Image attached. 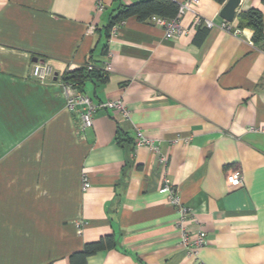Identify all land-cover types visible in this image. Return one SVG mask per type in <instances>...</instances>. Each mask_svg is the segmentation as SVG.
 <instances>
[{
    "label": "crops",
    "instance_id": "crops-1",
    "mask_svg": "<svg viewBox=\"0 0 264 264\" xmlns=\"http://www.w3.org/2000/svg\"><path fill=\"white\" fill-rule=\"evenodd\" d=\"M140 1L97 12V0H0V264H71L108 235L115 247L85 264H264V49L236 25L248 9L264 19V2L240 0L237 34L215 0L194 7L213 22L204 36L190 12L173 39L150 18L108 29ZM35 63L54 77L32 78ZM85 66L97 73L79 92L122 100L128 120L99 110L80 130L62 77ZM138 133L159 153L136 146ZM233 170L238 188L225 180ZM164 178L193 212L190 231L205 232L197 258L179 244Z\"/></svg>",
    "mask_w": 264,
    "mask_h": 264
},
{
    "label": "built area",
    "instance_id": "built-area-1",
    "mask_svg": "<svg viewBox=\"0 0 264 264\" xmlns=\"http://www.w3.org/2000/svg\"><path fill=\"white\" fill-rule=\"evenodd\" d=\"M199 2L200 0H184L179 4L175 18L166 20L157 16H152L149 21L151 24L163 31L165 39H173L181 33L180 20L187 12L194 15V25L196 27L211 29L213 27V22L200 17L194 9ZM104 7L103 0H97L95 10L97 12H101L104 10ZM117 25L119 24L111 27L112 31L116 30ZM231 25V23L223 22L221 26L227 30H232L235 34L240 33L239 29H232ZM91 29L92 28H89V31ZM90 69L91 68H88V70ZM106 69H109V65H107ZM31 76L38 81L51 79L54 77L53 68L47 63H35L31 68ZM64 95L67 109L74 112L79 118L81 131H85L86 129L92 127L94 115L99 110L112 111L124 120H128L129 118V111L122 100L94 103L88 96L79 92L72 84L69 83L64 84ZM256 130H259V127L251 126L247 128V131ZM138 135L140 138L137 141L136 146H144L151 153H159V148L153 143V141L145 139L144 137L142 138L140 133H138ZM161 162L163 164L165 163V159L163 157L161 158ZM225 180L229 187L238 188L242 184V173L240 170H233L226 174ZM89 187V180L87 176H84L82 188L86 191ZM159 191L168 197L169 203L176 209L178 216L174 222V228L179 235V244L188 256L197 258L200 249L205 245V232L202 229H198L195 233L190 231L188 224L193 219V212L180 202L177 189H175L166 178L163 179ZM77 228L80 232L82 226L77 225Z\"/></svg>",
    "mask_w": 264,
    "mask_h": 264
},
{
    "label": "trees",
    "instance_id": "trees-1",
    "mask_svg": "<svg viewBox=\"0 0 264 264\" xmlns=\"http://www.w3.org/2000/svg\"><path fill=\"white\" fill-rule=\"evenodd\" d=\"M222 4L227 0H215ZM264 2V0H263ZM179 4L172 0H145L136 2L129 6L122 7L115 15L110 18L108 29L113 25L120 24L129 17L135 16L139 21L146 22L151 16H157L162 19H173L177 15ZM236 25L239 29L248 30L252 33L251 41L256 46L264 49V19L261 12L256 9H248L240 12L236 17ZM206 30L199 31V35L204 36ZM97 72L94 69L81 67L72 72L65 73L62 77L64 83L72 84L78 91L86 79L94 76ZM115 247L113 235L101 237L98 241L87 243L83 249L70 258L71 264L81 261L85 264L87 257H90L101 251H108Z\"/></svg>",
    "mask_w": 264,
    "mask_h": 264
},
{
    "label": "water",
    "instance_id": "water-1",
    "mask_svg": "<svg viewBox=\"0 0 264 264\" xmlns=\"http://www.w3.org/2000/svg\"><path fill=\"white\" fill-rule=\"evenodd\" d=\"M240 0H227L219 12V16L227 23H231L236 16V9Z\"/></svg>",
    "mask_w": 264,
    "mask_h": 264
}]
</instances>
